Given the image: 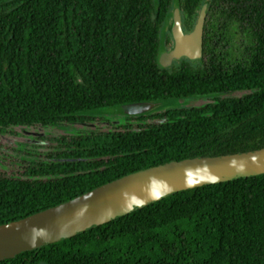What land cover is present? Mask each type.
Listing matches in <instances>:
<instances>
[{"label": "trees", "instance_id": "obj_1", "mask_svg": "<svg viewBox=\"0 0 264 264\" xmlns=\"http://www.w3.org/2000/svg\"><path fill=\"white\" fill-rule=\"evenodd\" d=\"M205 3L200 55L161 66L172 11L190 31ZM206 95L223 97L65 136L0 171V225L170 161L264 149V0H0V136ZM0 264H264V175L175 193Z\"/></svg>", "mask_w": 264, "mask_h": 264}, {"label": "water", "instance_id": "obj_2", "mask_svg": "<svg viewBox=\"0 0 264 264\" xmlns=\"http://www.w3.org/2000/svg\"><path fill=\"white\" fill-rule=\"evenodd\" d=\"M206 11L207 3L189 32L182 28L179 11H174L169 27L173 44L160 55L161 66L200 55ZM151 106L152 103H139L122 109L131 115ZM261 175H264V149L170 161L139 170L57 206L0 225V261L71 238L178 192Z\"/></svg>", "mask_w": 264, "mask_h": 264}, {"label": "rangeland", "instance_id": "obj_3", "mask_svg": "<svg viewBox=\"0 0 264 264\" xmlns=\"http://www.w3.org/2000/svg\"><path fill=\"white\" fill-rule=\"evenodd\" d=\"M174 8V7H173ZM199 13V12H198ZM174 14L172 11L169 16ZM181 20L184 15L179 13ZM196 17L191 22L193 26ZM183 28V26H182ZM184 29V28H183ZM184 31H187L184 29ZM170 36V31L165 28L163 30L162 39ZM173 44V41L171 39ZM165 48V47H164ZM168 49L167 51H169ZM182 60H187L183 58ZM179 61L173 62L172 66H178ZM241 93L227 94L226 96L238 97ZM218 96L206 95L201 97L187 98V99H169L152 103L150 109L136 114H126L122 107H114L105 110H99L95 112H89L82 114L79 117L86 119L84 122L76 124H69L56 128H39L36 130L32 129H21L16 131L17 134L14 136L2 135L0 136V171L10 172L14 169V166L22 164L24 159H32L33 156H38L33 160H43L47 153H55L59 150L57 140L65 136H87L91 134H97L100 132L107 131L113 127H128L132 130H136L138 126H145L149 124V119L153 114L157 112H163L170 108H189V107H202L213 102ZM223 97V96H221ZM218 97V98H221ZM12 131H15L12 129ZM27 148V153L19 154L18 152Z\"/></svg>", "mask_w": 264, "mask_h": 264}]
</instances>
